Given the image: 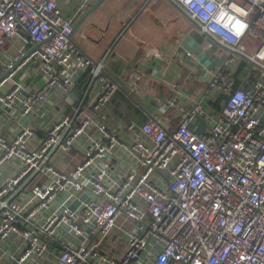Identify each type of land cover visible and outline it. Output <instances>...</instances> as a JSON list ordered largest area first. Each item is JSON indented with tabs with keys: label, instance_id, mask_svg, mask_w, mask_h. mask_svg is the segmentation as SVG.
Listing matches in <instances>:
<instances>
[{
	"label": "built area",
	"instance_id": "built-area-1",
	"mask_svg": "<svg viewBox=\"0 0 264 264\" xmlns=\"http://www.w3.org/2000/svg\"><path fill=\"white\" fill-rule=\"evenodd\" d=\"M174 1L228 51L205 90L221 108L201 134L188 127L206 116L201 100L171 130L113 127L106 55L81 50L59 0H0V50L22 42L0 56V101L18 115L13 134L0 132V264H264V0ZM34 59L45 82L33 89L16 77ZM84 75L39 138L29 118Z\"/></svg>",
	"mask_w": 264,
	"mask_h": 264
},
{
	"label": "crops",
	"instance_id": "crops-1",
	"mask_svg": "<svg viewBox=\"0 0 264 264\" xmlns=\"http://www.w3.org/2000/svg\"><path fill=\"white\" fill-rule=\"evenodd\" d=\"M96 1L59 3L64 15L76 26ZM73 39L93 59L106 55L105 70L118 85L109 105L113 127L156 119L171 130L199 100L206 116L197 115L190 120V130L197 134L206 132L218 117L221 101L211 93L206 95L205 90L228 51L201 32L174 0H103L78 24ZM21 47L20 38L9 40L0 50L2 60L15 58ZM38 66L37 59L30 61L17 81L27 88L43 86L45 78ZM79 83L77 96L84 85ZM75 101L76 98L70 103L66 96L60 102L50 98L40 105L29 118L38 127L37 136L44 137L45 127L69 111ZM17 120L18 115L9 118L5 114L0 101V132L13 134ZM75 155L59 157L58 166L65 170L75 166L82 158L79 153ZM124 248L122 244L117 253Z\"/></svg>",
	"mask_w": 264,
	"mask_h": 264
},
{
	"label": "water",
	"instance_id": "water-1",
	"mask_svg": "<svg viewBox=\"0 0 264 264\" xmlns=\"http://www.w3.org/2000/svg\"><path fill=\"white\" fill-rule=\"evenodd\" d=\"M103 0H97L82 16V19L76 24V26L74 27V31L77 29L78 24L85 18L87 17L98 5H100V3ZM77 98V91L74 90L72 91L68 96H67V101H69L70 103L73 102V99Z\"/></svg>",
	"mask_w": 264,
	"mask_h": 264
},
{
	"label": "clouds",
	"instance_id": "clouds-1",
	"mask_svg": "<svg viewBox=\"0 0 264 264\" xmlns=\"http://www.w3.org/2000/svg\"><path fill=\"white\" fill-rule=\"evenodd\" d=\"M188 2H190V0H188ZM237 11H239V9H237ZM223 16H224V14L222 13L220 19H223ZM244 27H245L244 24L237 22V24H236V32H237V34H239L243 30ZM238 230L239 229H237V231ZM163 259L164 258H162V260Z\"/></svg>",
	"mask_w": 264,
	"mask_h": 264
},
{
	"label": "trees",
	"instance_id": "trees-1",
	"mask_svg": "<svg viewBox=\"0 0 264 264\" xmlns=\"http://www.w3.org/2000/svg\"><path fill=\"white\" fill-rule=\"evenodd\" d=\"M243 66H244V62H242L241 65L239 66V70H241L243 68ZM236 74H238V73H236ZM87 79H88V75H84L83 77H81L79 79V82H80L79 84L83 85V83H85L87 81ZM238 82L239 81L237 80V83H236L237 85L239 84ZM123 246H124V244H123Z\"/></svg>",
	"mask_w": 264,
	"mask_h": 264
}]
</instances>
